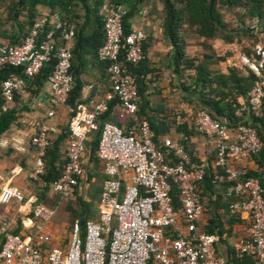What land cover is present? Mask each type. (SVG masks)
Masks as SVG:
<instances>
[{"label": "built area", "instance_id": "1", "mask_svg": "<svg viewBox=\"0 0 264 264\" xmlns=\"http://www.w3.org/2000/svg\"><path fill=\"white\" fill-rule=\"evenodd\" d=\"M101 13L103 42L96 57L106 65L109 89L97 101L76 105L68 121L63 172L51 187L60 199L73 198L77 181L83 177L84 143L97 129L96 120L106 111L107 104L116 99L129 123L127 129L109 122L100 127L95 157L104 179L100 183L97 219L85 222L82 236L77 220H73L65 250L46 248L47 239L39 228L32 235L22 236L11 234L3 224L0 264H227L216 253L217 236L196 227L203 209L194 186L202 178V166L191 165L183 147L169 138H162L157 147L147 122L136 117V84L118 58L122 52L124 63H139L142 32L130 27L126 34L123 32L125 10L120 5L103 7ZM247 29L256 33V18L248 21ZM73 35V26L57 13L42 14L18 43L0 44V70L20 68L24 77L9 76L1 81L2 111L14 95L25 93V79L31 80L51 56L55 59L46 83V119L28 124L27 136L34 152L30 180L42 175L44 151L55 131L47 119L65 104L71 90ZM257 65L254 60L249 65L256 80L246 94V105L252 118L264 121V72ZM192 124L214 152V167L220 169L214 181L233 182L225 192L227 197L237 198L229 205V213H244L248 219L245 235L231 244L233 252L250 255L255 264H264L262 189L254 178L239 180L243 172L229 165L260 151L256 130L247 124L216 121L203 110L194 114ZM171 188L176 190V202L170 195ZM10 200L21 203L23 197L13 189H3L0 203ZM30 213L44 224L53 217L54 210L35 203Z\"/></svg>", "mask_w": 264, "mask_h": 264}, {"label": "trees", "instance_id": "2", "mask_svg": "<svg viewBox=\"0 0 264 264\" xmlns=\"http://www.w3.org/2000/svg\"><path fill=\"white\" fill-rule=\"evenodd\" d=\"M142 2L143 0H8L5 8L10 29L7 32L5 31V33H1L0 31V39L8 44L18 43L27 35L32 22L42 14L57 13L68 24L73 26L74 35L71 41V60L69 69V74L71 76V90L64 104L69 110L70 118L75 112L76 105L80 104L81 89L83 86V81L81 80V68L85 60L86 62L92 61L96 64V68H98L100 74V82L104 85L105 90L109 89V83L105 74L106 65L105 63L98 61L96 57V50L103 42L102 8L114 5H120L124 8L125 15L122 18V27L123 32L126 34L128 32L130 19L139 13ZM158 2L161 6V14L163 17V33L168 38L172 48L174 70H177L180 65L185 70L193 67L191 60L185 57L179 39L180 29L183 26L189 28L191 32L199 38H220L228 43L233 42L234 36L227 35L226 33L227 25L222 21L221 11L237 14L240 21L236 26V30L239 31L243 29L248 31V21L251 18H256L258 21V30L256 33L252 34L254 35V38L257 37L255 34H261L264 38V0H158ZM228 31H233V29H228ZM249 33L251 34V32ZM141 45L142 57L139 63L133 66L124 63L122 52L119 54L118 61L120 65L126 69V72L133 77L136 84V90L139 96L136 117L138 120H145L147 122L149 129L153 134V141L158 147L160 144L159 138L167 131V127L163 121L156 120L147 113L148 102L144 96V91L146 89L145 76L150 71L145 58L147 43L142 40ZM249 52L252 54V58L259 60L260 56L258 53L252 51ZM247 53L245 52V56L249 59L250 57ZM54 63L55 59L51 56L31 80L25 79L27 92L36 94L41 90V88L47 83V77L50 74ZM9 76H16L24 79L20 68L5 67L0 70V84L2 80ZM219 79L225 80L226 78L220 76ZM255 80L256 77L248 68H246V74L244 77H238L233 68L228 69L227 81L231 84V90H233L235 95L245 97V100L246 94ZM210 83L211 81L205 77L202 69H197L194 86L197 87L196 94H198L200 98L202 97L201 92L204 91ZM216 84L218 85L217 81ZM209 93H213V90H210ZM225 97L226 93L223 92L221 95H218V102H215L212 99L201 98L200 105H198L199 107H196L193 111V116L197 111L203 110L210 116V118L216 121H222L219 119L221 118L230 124L242 123L255 129L254 123H260L261 120L252 118L251 116L249 117V120L234 118L232 111H230L231 107L235 106L232 101L233 99H230V103L222 104L221 100L223 101ZM17 102L18 96L14 95L11 104L5 111H2L1 106L3 105V101L0 97V137L15 124L22 111L21 107H17ZM115 105H118L116 99L107 104L106 111L96 120L97 129L89 135V139L84 143L83 160L85 159L87 164H98L99 162L95 157V150L100 127L104 122L112 123L109 119V115ZM112 124L118 126L115 123ZM127 125L125 126L126 129ZM190 129L198 133L192 124V119L190 121ZM176 130L180 134L177 138V142L187 153L190 164L193 166H202L203 169L202 178L197 181L194 186L195 194L202 206L203 212L204 209L206 210L208 207H211L212 210L218 207L224 212V216L227 218V224L239 222V213L230 214L228 210L229 205L236 201L237 198L234 196L227 197L225 195L226 188L232 185L233 182H215V175L219 174L220 169L216 167L212 169L208 164L204 165L195 159L192 150L187 146V138L188 135L191 134V131L187 129L185 123L177 125ZM67 134L68 123L67 127L61 130L57 136L52 137L51 135L48 139V145L42 158L43 173L36 179L40 184V193L35 201L36 203L44 198V195L51 189L53 183L62 175L65 163L63 153ZM254 156L263 159V155L260 151L251 157ZM258 165L260 166L262 164L258 163ZM86 167V164H83L84 175ZM89 174L90 173L88 172L90 178L85 177L78 179L73 195L75 204L67 207V211L70 213L72 221L77 220L78 222L81 236L83 234L85 222L89 220L95 221L97 219V202L100 192V183L104 179V176L101 173H94L92 176ZM94 177L99 179L98 186L94 187L92 191H88L91 200L85 201L83 196L79 193V185L84 181H90V179ZM247 178H254L258 181L264 198V178L261 174L257 171L243 172V175L239 177V180L242 181ZM82 186L80 188L81 191ZM170 195L173 202H176L177 193L174 188L170 189ZM210 196H216V198L210 201ZM92 202L95 204V209L91 206ZM210 223H212V221L205 226V229L202 232L216 235L219 238L222 232L220 227L210 226ZM9 232L13 235H19L16 227ZM232 255L241 258V261L239 262L240 264L242 263V260H247L248 264H255L254 257L250 255H239L235 252H233Z\"/></svg>", "mask_w": 264, "mask_h": 264}, {"label": "crops", "instance_id": "3", "mask_svg": "<svg viewBox=\"0 0 264 264\" xmlns=\"http://www.w3.org/2000/svg\"><path fill=\"white\" fill-rule=\"evenodd\" d=\"M156 6L161 13L159 2L154 4V7ZM149 13L150 9L140 6L139 13L131 18L129 22L130 28L139 29L142 32L143 41L147 43L145 58L150 71L145 76L146 89L144 96L148 102L147 113L156 120L163 121L167 127V131L159 138V141L162 138H169L177 142L180 134L177 132L176 126L185 123L187 129L191 131L187 138V146L192 150L193 156L199 163L208 164L214 169L213 150L203 136L190 129L193 111L196 107H199L201 98L218 102V95L224 92L226 97L223 101L221 100V103H230V99H233L235 106H232L230 110L233 117L249 120L250 115L245 97L235 95L231 90V84L227 81L228 69L233 68L238 77H244L246 68L251 71L249 65L254 60L264 72V38L261 34H255L257 37L251 44L247 39V35L250 34L249 31L245 29L236 30L237 24L235 27L227 26V35L234 36L233 42L228 43L220 38L203 39L196 37L190 29H188V32H182L183 29H187L186 26H183L180 29L179 39L183 53L187 59L191 60L193 67L185 70L180 65L177 70H174L172 48L168 38L163 33V17L161 15V18H156ZM223 23L229 24L226 21H223ZM228 29H233V31H228ZM249 51L258 53L259 60L252 58ZM245 52H248L249 59L245 56ZM199 68L202 69L205 77L211 81L210 85L201 92V98L196 94L197 87L194 86L196 70ZM81 71L83 86L80 104L86 105L89 101L101 99L108 90H105L104 85L100 82V74L96 64L85 60ZM251 73L254 75L252 71ZM220 76L226 79H219ZM210 90H213V93H209ZM17 96V107H21L22 111L15 124L2 135L4 147L0 148V156H2L0 160V179L3 178V174H9V178L2 182L0 192L6 188L13 189L22 195L23 200L21 203H16L14 200H10L6 204L0 203L2 207L0 226L6 225L9 231L16 227L18 234L22 236L32 235L39 228L47 239L46 248L65 250L68 239L66 243L63 240L62 217H52L44 224L34 220L30 213L31 207L35 204L34 197L29 195L26 190V180L29 179L28 174L31 171L34 158L33 147L30 145L27 136L28 124L33 120L43 121L46 119V112L49 108L47 84L36 94L27 92L26 84L25 93ZM109 119L122 128L129 122V118L124 115L118 105L112 108ZM219 119L224 121V119ZM68 120V108L65 105L57 107L54 115L47 119V123L55 130L52 137L57 136L61 130L67 127ZM254 126L261 142L260 152L263 159L257 156L248 157L239 162H230L229 165L242 172L257 171L264 178V121L254 123ZM15 159H18V161H15ZM258 163L262 165L259 166ZM83 164L87 165L85 159ZM98 164L99 171L102 174L100 162ZM82 178H85L84 173ZM93 180L94 178H91L90 182ZM82 190H85V188L82 187ZM52 191L54 192L53 189ZM53 195L57 196L55 192ZM46 197H51V194L48 192ZM215 198L216 196H210V201ZM213 210L211 207L204 209L202 216L196 223V227L199 231H203L210 221H212L210 226L220 227L222 232L215 243L216 253L225 259L227 264H240L241 258L232 255L231 244L235 239L245 235L248 226L247 216L240 213L238 215L239 222L227 224L224 212L218 207ZM241 264H248V262L242 260Z\"/></svg>", "mask_w": 264, "mask_h": 264}, {"label": "rangeland", "instance_id": "4", "mask_svg": "<svg viewBox=\"0 0 264 264\" xmlns=\"http://www.w3.org/2000/svg\"><path fill=\"white\" fill-rule=\"evenodd\" d=\"M8 0H0V31L1 33H5V31H9L10 27H9V22L7 21V11H6V4H7ZM158 0H143V2L141 3V7H147L148 9H150V15L154 16V17H158L161 18V13L159 12V10H157V6L154 7V4L157 3ZM221 18L223 21H226L227 26L230 27H235L237 24H239V19L237 14H234L232 12H227V11H221ZM183 29V28H182ZM188 29H183L182 32H188ZM247 39L251 42V44L253 43V41H255L254 39V35L253 34H248L247 35ZM4 43L3 41H1L0 39V44ZM250 44V45H251ZM3 136L0 137V148H3ZM3 146V147H2ZM2 159V156H0V160ZM15 161H18V159H15ZM87 167L85 168V177L90 178L88 176V172L90 173L89 175L92 176V174L96 173V174H100V168H99V164H87ZM2 179H0V188H1V184L2 182L5 181L6 178H9V174H3L2 175ZM99 179H97V177H94V180L92 182L88 181V182H82L79 185V193L83 196L85 201H90L91 198L89 196L88 191H92L94 189V187L98 186V181ZM27 186H26V190L28 192L29 195L34 197V203H36V199L39 197V188H40V184L38 183L37 180H30L27 179ZM83 184V186H82ZM81 186L83 188H85V190L81 191ZM48 192L51 194V197H46ZM53 191L52 189L48 190L46 192V194L44 195V198L37 203H41L45 206H48L49 208L52 207L54 210V215L53 218H56L57 216H61V222L63 223V234H64V242L66 243L67 239H68V235H69V229H70V225L72 223V217L70 215V213L67 211V207H70L71 205L75 204V199H70V200H62L59 197L53 195ZM92 208L95 209V204L94 202H92L91 204ZM2 207L0 206V211H1ZM1 213V212H0Z\"/></svg>", "mask_w": 264, "mask_h": 264}]
</instances>
